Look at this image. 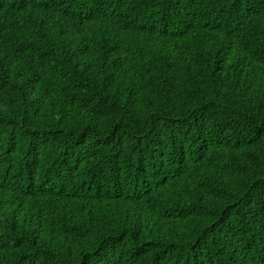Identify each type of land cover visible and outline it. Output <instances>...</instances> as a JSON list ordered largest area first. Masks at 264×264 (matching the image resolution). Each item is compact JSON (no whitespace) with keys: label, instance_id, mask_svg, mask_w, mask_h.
<instances>
[{"label":"trees","instance_id":"1","mask_svg":"<svg viewBox=\"0 0 264 264\" xmlns=\"http://www.w3.org/2000/svg\"><path fill=\"white\" fill-rule=\"evenodd\" d=\"M0 264H264V0H0Z\"/></svg>","mask_w":264,"mask_h":264}]
</instances>
